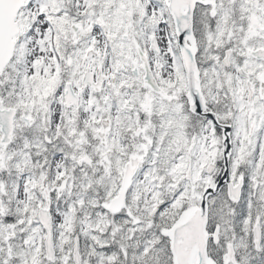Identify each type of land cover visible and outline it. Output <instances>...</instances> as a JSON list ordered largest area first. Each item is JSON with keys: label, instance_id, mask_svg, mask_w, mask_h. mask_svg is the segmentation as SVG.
Segmentation results:
<instances>
[{"label": "snow or ice", "instance_id": "snow-or-ice-1", "mask_svg": "<svg viewBox=\"0 0 264 264\" xmlns=\"http://www.w3.org/2000/svg\"><path fill=\"white\" fill-rule=\"evenodd\" d=\"M0 264H264V0H0Z\"/></svg>", "mask_w": 264, "mask_h": 264}]
</instances>
